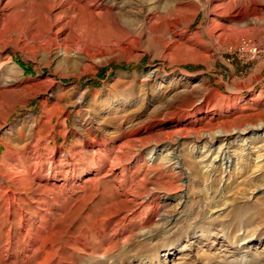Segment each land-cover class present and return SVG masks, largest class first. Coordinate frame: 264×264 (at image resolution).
<instances>
[{
	"label": "rangeland",
	"instance_id": "obj_1",
	"mask_svg": "<svg viewBox=\"0 0 264 264\" xmlns=\"http://www.w3.org/2000/svg\"><path fill=\"white\" fill-rule=\"evenodd\" d=\"M50 1H14L1 23L4 33L27 31L32 24L37 32L24 51L0 50L1 61L11 54L26 85L0 98V264H141L139 256L165 243L174 250L164 264H264V155L257 157L256 149L263 141L249 143L264 128L260 16L248 15L211 44L200 31L206 13L193 0H118L95 18L80 11L74 19L77 31L70 23L58 33L64 54L47 37L51 20L34 17ZM143 17L149 21L139 35L136 25ZM251 18L259 25L252 26ZM175 20L184 30L167 35ZM97 26L102 33H95ZM40 38L45 52L35 43ZM77 38L95 50L104 39L107 47L86 59L72 52ZM119 40L122 44L113 46ZM3 65L1 72L7 73ZM200 105L209 113L201 122L204 131L193 129L198 142L188 129L176 138L175 127L166 124L140 133L145 144L171 143L178 162L174 169L140 157L138 168L123 178L124 186L136 192L181 196L164 208L173 219L168 231H157L149 240L137 231L144 218L135 217L124 226L129 231L121 241L108 249L109 263L100 260L103 245L112 240L111 227L95 220L119 191L120 178L104 177L103 166L89 167L90 144L101 141L118 150L124 141L120 135L129 128L150 119L182 121ZM238 133L246 138L245 151L237 157L241 142L228 144L233 164L227 169L217 159L210 163V157H199L198 150L190 152L204 140ZM129 144L121 149L124 156L135 149ZM79 201L93 209L91 222H78ZM240 226L248 229V237L239 245L226 230ZM25 231L35 239L24 242Z\"/></svg>",
	"mask_w": 264,
	"mask_h": 264
},
{
	"label": "bare ground",
	"instance_id": "obj_2",
	"mask_svg": "<svg viewBox=\"0 0 264 264\" xmlns=\"http://www.w3.org/2000/svg\"><path fill=\"white\" fill-rule=\"evenodd\" d=\"M14 1L17 0H0V50L3 49L4 46H11L14 49H19L20 51H22L23 49H26L27 44L31 41V35L33 37L37 32V26L34 24H32L27 31L15 32L14 30H10L6 33L3 32L1 23L5 19V16L8 15L6 13L10 9L11 3ZM118 3V0H51L50 2L45 4V12L40 11L34 17L36 20L43 17L51 20L47 32V37H49L51 40L50 44L56 51L59 52L63 50V53L67 54V51L64 48L65 45L63 41H60L58 38V33L65 30L70 23H73V25H71V31L75 33L77 31V29H75V26L77 25L75 24L74 19L77 18L80 11H86L87 14L95 18L99 16L100 12L103 10L111 11L112 6L118 5ZM193 4L200 6L206 13L207 20L205 25L200 28V31L203 37L211 44H217V42L225 37L229 28L244 20L248 15L257 14L260 16L261 22H264V0H193ZM251 19L252 26L259 25L257 24V20H255L254 18ZM148 21L149 19L147 17H143L136 25L138 28V31H136L139 35L145 33ZM88 27L85 28L88 29ZM94 27L95 26H92V28ZM100 28L101 27L97 26L94 29L95 33H102L100 32ZM184 28L185 26L183 24H181L178 20H175L168 26L167 35H179L184 30ZM89 29L91 28L89 27ZM101 35H99V37ZM243 37L242 40H245ZM77 39V43L73 47L72 52H79L86 59H92L96 57V55H98L99 53H103V50L105 49V47H107V43L104 42V39V41L100 39L101 41L98 42V50L93 49V46L85 47L83 44H81L82 42L79 40V38ZM35 43L38 45V49L40 52L46 51L43 38L35 41ZM119 44H122L120 40L119 42L114 43L113 46L118 47ZM88 47L90 49V53L88 52V50H86L88 49ZM5 58L6 59L4 61H1L0 59V98H2L3 94L6 92H15L26 87V85L22 83L21 78L18 76L19 70L12 62L11 54L6 55ZM4 62H6L9 67L8 71L6 70L7 73L1 72V69L4 67ZM202 106L203 105H200L199 108L191 112L189 115H185V118L182 121L179 119L166 118L150 119V121L145 120L146 122H143L141 124L139 123L136 127L129 128L127 131L120 135V137L123 138L124 141L119 145L120 149L118 150H114V148H111L109 150L108 144H105L101 141H95L94 143L90 144L89 150L92 154L93 161L89 165V167L98 168L103 166L105 169L104 177L110 180H114V178H116L115 176L120 178L118 180V186L120 188L119 191L111 194V196L108 198V203L103 209H101V214L95 220L100 225L108 224V226L111 227L109 236L110 238H112V240L110 239L109 241L108 239H106V241L108 240L109 242H106V244L103 245V253L99 257L100 260H104L109 263L106 255L108 249H110L115 243L121 241L120 238L124 237L125 233L129 231L128 228L126 229L124 228V226L128 225V222H131L135 217L144 218L141 219L137 231L140 232V235L147 237V239L149 240L154 237V233H156L157 231L163 234L168 231L167 227L170 225L173 219L164 208L168 204V202L171 201V199L181 196H175L176 193L170 194L167 192H164L160 195H154V193L149 190L145 191L144 193L136 192V189L133 190L124 186L123 178L125 176V173H129L131 175L132 168H134L135 166L138 168L137 163L140 157L148 164L152 163L154 160H158L161 162L162 166L174 169L178 162L177 160H174L172 156L173 150L171 148V143L166 141L162 145H158V143L156 142L145 144L142 143V137L140 136V133L143 131H149L156 126H162L165 124L169 127H175L173 128L175 129L173 130V133L174 135H176V138L182 137L179 135V130L181 129H188L191 130V133H193V129L196 128L199 130V132H203L204 130L201 128V122L208 115L209 111H207ZM214 111L216 110H213V112ZM10 113L11 112L7 113V115L1 119V122L5 121ZM166 133L171 134L172 132L169 131ZM239 135L240 133L236 134L234 138H232V136L224 140H218L216 142H207L204 140L200 145L195 144L196 146L191 148L190 152L192 153L195 150H198L197 154L199 157L205 159L210 157V163L217 159L220 165L224 166L227 169L231 164H233V160L230 156L231 154L228 151V144H233L240 141L241 144L238 147L240 149V153L236 156L239 157L243 155V145L246 143V138H241ZM194 136L197 135L194 134ZM263 137L264 128H262L261 131L256 132V134L251 137V140L249 142L250 144H255V140L257 139H261L263 141L260 146H256V149L259 152L257 154V157H261L264 155V140L262 139ZM195 138H197L196 142H198V140L200 139L198 136ZM130 142L134 143L135 149L131 151L130 155L128 154L127 156H124L123 152V154L120 153L121 149L130 145ZM237 162L238 160H236L234 164L236 165ZM107 179H105V182H107ZM174 206L176 209L177 203ZM89 208L90 207H87L86 204L83 203V201H79L77 203L75 211L78 222L82 220H85L87 222L92 221L91 213L93 212V209ZM247 230L244 227L240 226L236 229L229 228L228 230H226V233L229 234L228 236L230 237L232 242L240 241V245L247 240ZM29 239H35V236L33 237V235H30L28 231H25L23 234L24 242ZM187 240L188 239H185V241ZM218 248L220 249V247ZM173 250L174 246L171 243H165L163 249L157 248L154 251H151L147 256H139L138 261L141 264H164L167 257L173 253Z\"/></svg>",
	"mask_w": 264,
	"mask_h": 264
}]
</instances>
